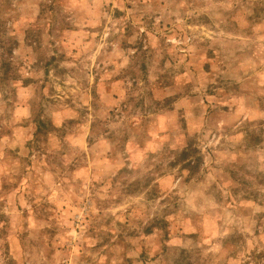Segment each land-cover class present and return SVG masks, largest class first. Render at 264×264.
Wrapping results in <instances>:
<instances>
[{
    "label": "rangeland",
    "instance_id": "obj_1",
    "mask_svg": "<svg viewBox=\"0 0 264 264\" xmlns=\"http://www.w3.org/2000/svg\"><path fill=\"white\" fill-rule=\"evenodd\" d=\"M0 264H264V0H0Z\"/></svg>",
    "mask_w": 264,
    "mask_h": 264
}]
</instances>
